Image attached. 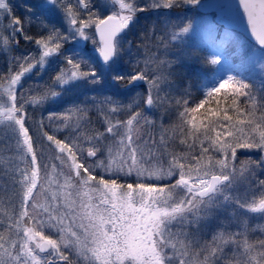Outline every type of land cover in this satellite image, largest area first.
I'll use <instances>...</instances> for the list:
<instances>
[{"label": "snow or ice", "instance_id": "1", "mask_svg": "<svg viewBox=\"0 0 264 264\" xmlns=\"http://www.w3.org/2000/svg\"><path fill=\"white\" fill-rule=\"evenodd\" d=\"M0 264H264V0H0Z\"/></svg>", "mask_w": 264, "mask_h": 264}]
</instances>
